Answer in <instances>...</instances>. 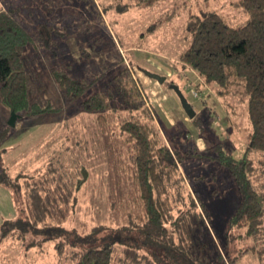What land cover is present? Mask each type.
I'll use <instances>...</instances> for the list:
<instances>
[{"label": "rangeland", "instance_id": "rangeland-1", "mask_svg": "<svg viewBox=\"0 0 264 264\" xmlns=\"http://www.w3.org/2000/svg\"><path fill=\"white\" fill-rule=\"evenodd\" d=\"M8 1L17 7V17L26 30L47 33L44 40L26 45L24 53L29 59L28 69L35 75L31 98L42 104L49 101L55 111L34 117L19 115L15 126L10 127V111L0 104V130L9 127L1 142L5 149L2 162L26 167L36 163L40 165L37 174L43 175L42 170L49 169L48 164L56 163L61 155L59 162L64 164L65 173L76 176L75 169L82 165L88 169L77 202L65 213L63 228L83 234L90 225H103L108 228L98 235L104 236L124 223L128 212L143 214L129 174L130 149L115 132L113 119L101 123L95 114L83 112L77 101L67 103L50 74L56 67L72 78L95 81L85 91L86 96L106 89L110 77L125 65L167 146L185 154L178 165L184 184L194 199L201 198L210 216L207 221L197 199L196 210L206 225L202 226L203 238L225 256H240L235 264H259L254 252L244 251L249 245V239L240 236L244 230L229 224L239 202L238 191L229 171L214 159L218 150L234 156L243 154L249 131L246 103L235 95H218L213 83L204 82L179 59L188 45L187 18L201 10H215L230 25H239L246 15L235 6L237 0H162L151 7L129 6L122 12L110 7L117 0H0V7H6ZM179 93L193 108L197 125L191 121L194 116L186 113ZM252 156L264 160V154ZM262 170L257 181L264 191V163ZM16 192L14 199L10 191L0 189V230L3 221L27 219L25 204L30 200L26 187ZM183 194V201L188 203L186 190ZM173 207L166 228L177 242L173 221L186 207L182 202ZM48 220L53 225L58 217ZM41 225L31 232L12 227L11 235L0 244V264H45L49 257L57 264H72L66 250L58 255L55 245L42 243Z\"/></svg>", "mask_w": 264, "mask_h": 264}, {"label": "trees", "instance_id": "trees-1", "mask_svg": "<svg viewBox=\"0 0 264 264\" xmlns=\"http://www.w3.org/2000/svg\"><path fill=\"white\" fill-rule=\"evenodd\" d=\"M134 1L131 4L117 0L110 7L122 12L129 6L151 7L162 0ZM234 4L246 15L245 21L235 26L215 10L191 14L186 21L188 45L179 59L204 82L213 83L218 95H235L246 103L249 131L243 154L234 156L218 150L214 159L229 171L238 191L239 202L229 224L244 230L240 236L249 239L244 251L254 252L258 263L264 264V191L257 181L264 160L252 156L264 154V0H237ZM16 11L9 1L6 7H0V104L22 118L40 116L55 109L49 101L42 104L31 98L35 75L28 69L24 50L26 45L44 40L47 33L26 30ZM47 32L51 33V27ZM50 74L67 103L77 101L83 112L95 114L101 123L113 119L115 132L130 149L129 174L143 214L128 212L127 220L104 236L98 235L108 228L103 225H90L83 234L63 228L65 213L77 202V194L88 179V169L74 160L79 166L76 176L70 171L65 173L64 164L59 162L61 155L56 163L48 164L49 169L42 170L43 175L37 174L40 165L36 163L28 167L20 163L5 165V149L1 147L9 128L5 125L0 130V189L10 191L15 199L13 192L18 194L24 186L30 202L25 204L29 210L26 220L3 221L0 244L13 228L31 232L42 223V243L55 245L58 255L66 250L72 264H235L240 256H225L203 238L202 226L206 225L196 210L197 199L207 221L210 216L201 198L194 199L184 184L178 165L185 154L167 146L129 69L123 65L110 77L106 89L86 96L85 91L95 81L72 78L66 70L56 67L50 69ZM191 121L197 125V116ZM194 151L198 153L196 148ZM185 190L188 203L183 201ZM172 202L175 206L182 202L186 207L173 221L177 242L166 228L172 218ZM51 216L58 217L53 225L48 220ZM199 249L204 250L202 254ZM53 259L49 257L45 264H57Z\"/></svg>", "mask_w": 264, "mask_h": 264}, {"label": "water", "instance_id": "water-1", "mask_svg": "<svg viewBox=\"0 0 264 264\" xmlns=\"http://www.w3.org/2000/svg\"><path fill=\"white\" fill-rule=\"evenodd\" d=\"M150 77L154 78V79H157L158 81L162 82L163 79L158 76V75H155V74H148ZM179 96L181 98V102H182V105L183 107L185 108V111L186 113L188 114V116L190 118H192L194 115H195V112L193 111V108L191 107V105L186 101V99H184L180 93H179ZM19 117L18 114H16L14 111H11L10 112V116L7 120V125L10 126V127H14L15 126V121L16 119Z\"/></svg>", "mask_w": 264, "mask_h": 264}, {"label": "built area", "instance_id": "built-area-1", "mask_svg": "<svg viewBox=\"0 0 264 264\" xmlns=\"http://www.w3.org/2000/svg\"><path fill=\"white\" fill-rule=\"evenodd\" d=\"M194 96H196V94H194Z\"/></svg>", "mask_w": 264, "mask_h": 264}, {"label": "crops", "instance_id": "crops-1", "mask_svg": "<svg viewBox=\"0 0 264 264\" xmlns=\"http://www.w3.org/2000/svg\"><path fill=\"white\" fill-rule=\"evenodd\" d=\"M166 118V117H165Z\"/></svg>", "mask_w": 264, "mask_h": 264}]
</instances>
